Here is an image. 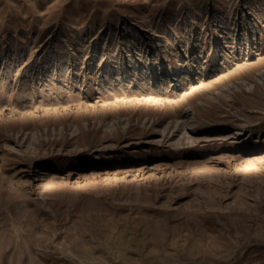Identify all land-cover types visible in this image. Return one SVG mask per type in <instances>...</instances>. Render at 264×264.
I'll return each instance as SVG.
<instances>
[{
  "label": "rangeland",
  "instance_id": "374dc122",
  "mask_svg": "<svg viewBox=\"0 0 264 264\" xmlns=\"http://www.w3.org/2000/svg\"><path fill=\"white\" fill-rule=\"evenodd\" d=\"M0 264H264V0H0Z\"/></svg>",
  "mask_w": 264,
  "mask_h": 264
},
{
  "label": "bare ground",
  "instance_id": "6f19581e",
  "mask_svg": "<svg viewBox=\"0 0 264 264\" xmlns=\"http://www.w3.org/2000/svg\"><path fill=\"white\" fill-rule=\"evenodd\" d=\"M190 126L192 127V126H193V124H192V123H190Z\"/></svg>",
  "mask_w": 264,
  "mask_h": 264
}]
</instances>
